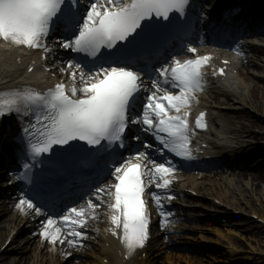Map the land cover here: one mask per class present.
Returning <instances> with one entry per match:
<instances>
[{"label":"snow or ice","instance_id":"6c2138e0","mask_svg":"<svg viewBox=\"0 0 264 264\" xmlns=\"http://www.w3.org/2000/svg\"><path fill=\"white\" fill-rule=\"evenodd\" d=\"M201 12L195 0H89L87 5L82 0H0V40L41 50L47 60L54 50L50 36L56 34L59 48L78 54L59 69L68 73L70 85L60 81L46 91H0V118L15 114L27 120L19 137L23 171L18 179L33 185L42 205L22 195L16 207L45 216V240L78 244L86 237L82 229L106 206L108 231L121 240L126 257L145 247L150 236L146 191L152 186L167 190L173 183L176 169L166 153L190 158V109L205 90L204 68L212 59L198 55L190 43L181 51L197 54L194 59L181 60L179 53L161 57L160 48L170 34L188 31L193 16L201 20ZM205 117L200 113L197 127H208ZM149 135L164 162L150 158L148 151L127 157L119 151L130 150L129 138L153 149ZM37 165L42 168L33 175ZM69 170L85 181L86 205L47 215L42 193L45 188L56 193ZM108 177L114 182L103 183ZM149 194L161 206V196Z\"/></svg>","mask_w":264,"mask_h":264},{"label":"bare ground","instance_id":"6f19581e","mask_svg":"<svg viewBox=\"0 0 264 264\" xmlns=\"http://www.w3.org/2000/svg\"><path fill=\"white\" fill-rule=\"evenodd\" d=\"M251 53L252 55L249 54L246 60L237 59L235 60L236 63L232 65L233 68H237L239 70L238 71L239 73L237 74L239 79L238 81L235 82V89L230 88L227 84L222 83V84L217 85L216 90L214 91V93L220 94V96L218 97L220 100L222 98H225L227 101L232 102L230 104H232V106L236 110L238 109V104H239L237 102H241V104L243 105V109H245L248 104L253 106L255 109H258V110L263 109L262 106L259 104V101H261L262 99L264 102V77L260 74H257L255 71H252L249 68L250 66H255L256 61L254 59L260 57L261 53L260 51H251ZM261 57H264V56H261ZM22 80H24L22 72L19 68L14 67V64L11 59V54H4L3 52L0 51V89L3 87L18 88L21 86ZM27 83H32V81H28ZM247 91L250 93L251 99L248 98L249 96L248 97L245 96ZM208 98H209V95H208ZM205 100L207 101V103L205 104H209V103L213 104L212 102H209L208 99H205ZM241 104H240V107L242 106ZM243 111L245 112L246 110H243ZM231 113L238 114V112H231ZM258 123L259 122L257 120L253 122V124H258ZM247 126H250V125L246 123H242L241 130L238 129L237 131L238 134L236 133V131L235 133L232 132L231 128L224 127L222 128L220 133L217 135V138L221 140V142H224L225 144L231 143L232 141L236 142V140H238L240 144L242 142L241 145H245V142H246V136H244L245 134H250L251 135L250 137H254V138L260 137L258 132L256 133L255 132H250V133L244 132L243 130H246ZM255 145H256V142H253L250 145L251 148L254 147L252 149V155H250V157L254 156V154L257 153L259 150L258 148H256ZM261 157H263V155L261 152H259V154L255 156L254 158L258 159ZM262 166H264V164H262L261 166H256L246 161L245 163H243V165L239 167V171H236L238 169H235V170L232 169L233 172L229 173L228 175L226 174L227 171L225 172L224 170H222V172L221 171H211V173H208V175L211 174L213 177L209 176L207 180L202 181V183H198L196 177L191 174L187 175L186 179L182 181L183 188H189V189H193L197 191H200V190L202 191V189H205V185L208 184L209 182L212 183L210 184L212 187L215 185H220L221 191L218 192L216 198L220 199L222 202H226L225 200H227L226 203L232 204L233 207L235 206L234 208L237 211H241L242 213H245L247 215L244 220L246 223H241L243 221L234 220L235 218L232 214V210H230L228 207L224 209H220L218 205L216 204L210 207L212 209V212L219 211L216 209H220L219 214L226 213L223 221L216 219L215 217L214 222L218 224L226 222L231 227L229 229H226V232L219 230V228L217 227L216 232L219 234L222 241L223 240L227 241L232 246H234L233 240L238 238L237 236L241 235L239 231H237V229L241 231V229L243 230L244 228H246L247 225H250V224H255L256 229L259 228V230L264 228V223H263L264 214L263 212L259 211L254 206L255 201H260L262 208H264V167ZM222 187L224 188L222 189ZM245 197L247 200H249L248 202L249 204H247V205H250L251 207L249 209L245 208L246 206L244 207V205H246L245 202H244V205L242 204L243 203L242 200ZM5 205L6 204H3V202L0 201V207L2 206L4 208ZM3 215L4 214H2V216ZM25 215L26 213L18 209L16 205L13 206V209L10 210L8 214L4 215L8 217V219H5V221H3L4 226L8 225V227L10 226L13 227L18 221V219L20 220V217L21 216L24 217ZM255 217L256 218L260 217V220H257ZM218 218H221V217H218ZM211 221L213 222V219ZM186 227L187 226L185 225L184 228H180L181 230L178 228L177 231H174V232L180 233V231L184 230ZM190 230L192 229L190 228ZM262 235H263L262 231H258L257 234L252 237L250 242H256L257 244L254 245L251 243L250 245L251 250L249 252L248 251L240 252L238 250H234L235 248H232L229 251H225V253H223L222 256L228 257L226 259H229V260L253 261L254 259H256L255 258L256 252L264 253V248H263L264 247V240H263L264 237ZM105 237L106 235L103 232V230L98 231L97 238L100 239V243H99V246H95L94 249L98 251L97 255L99 253L100 257L109 256V248L106 246ZM179 238L180 236L170 237V240L173 241V239H179ZM28 240L26 241V243H28ZM162 244L164 245L166 243L162 242ZM156 246L157 247L160 246L159 243H157ZM48 247L53 248V246L49 244H48ZM48 247H46L47 252L56 253V251L49 249ZM147 251H149V248L147 249ZM4 252L5 250L0 252V264H18V261L21 258L13 261L12 258L10 259V257H8L7 255H4ZM30 257L33 260L32 264H35L37 261V258L35 257V255L33 254ZM99 259L97 258L99 262V263L97 262V264H103L100 262ZM26 260H25V264H31V263H28ZM167 261H171V263L176 262V260L170 257H167L164 263H167ZM51 262H53V260L50 261L49 264H51ZM53 263L58 264L57 261L56 262L54 261ZM150 263H151V259L148 257V261H147V258H145V263H142V264H150ZM110 264H114V260H111ZM137 264H140V261H138ZM177 264H180V263L178 262Z\"/></svg>","mask_w":264,"mask_h":264},{"label":"rangeland","instance_id":"374dc122","mask_svg":"<svg viewBox=\"0 0 264 264\" xmlns=\"http://www.w3.org/2000/svg\"><path fill=\"white\" fill-rule=\"evenodd\" d=\"M259 104L262 106V110L261 112H263L264 115V102L261 99V101H259ZM253 112V111H252ZM255 113V112H253ZM257 115V114H256ZM253 115L251 117H248L247 123L249 121H253ZM264 122V116L262 121H260L258 124ZM258 124H254L252 123L251 129L255 130V131H263L264 130V126L259 127ZM258 127V128H255ZM221 187V186H220ZM223 189V188H222ZM221 191V189H216V191ZM230 196V194H229ZM231 199V197H230ZM243 205L244 202L246 203V205H244L245 208H251L249 204V200L245 198H243ZM254 204V203H252ZM254 206L261 212H263L264 214V208H262L261 202L260 201H255ZM235 220L237 221H243L241 223H246L244 220L245 218H235ZM198 225H202V222H199ZM219 228V230L226 232V229L231 228L227 223H222V224H215V223H211V222H206V224L202 225V227H200V229H202V232H200L201 234H191L190 237L188 239H190L193 244L195 245L193 251L190 252H183L180 255L173 253V251H168L166 253H164V257L162 256V258L160 260H165L167 255H171L172 259L176 260L175 263L172 264H177L178 262L180 264H264V253L262 252H256V259H254L253 261H238V260H229L226 259L228 257L222 256L223 253H225V251H229L232 248H235L234 250H238L240 252H249L251 249L250 245L252 244H257L256 242H250V240L252 239L253 236H255L257 234L258 231H262L263 233V237H264V228L259 230L256 229V225L255 224H250L247 225L246 228H244L243 230L241 229V231L239 229H237V231H239V233L241 234L240 236H237L238 238L234 239L233 244L234 246H232L230 243H228L227 241H222L221 238L217 235V233L215 232V228ZM8 230H0V243L3 241L5 234L7 233ZM244 235V236H242ZM261 236V237H262ZM200 237H204V238H208L209 243L207 246H203L202 242L205 240H202ZM264 240V239H263ZM264 248V247H263ZM173 255V256H172ZM9 257L12 258V254L7 255ZM88 260L86 258H82L79 259L78 262H75L76 264H88ZM163 263L161 264H165L164 261H162ZM93 264V261H92ZM168 264V261H167Z\"/></svg>","mask_w":264,"mask_h":264}]
</instances>
